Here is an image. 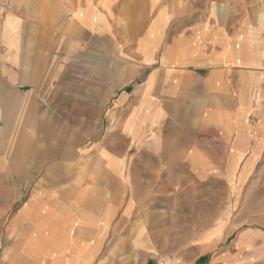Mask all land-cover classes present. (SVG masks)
Wrapping results in <instances>:
<instances>
[{"label":"crops","instance_id":"1","mask_svg":"<svg viewBox=\"0 0 264 264\" xmlns=\"http://www.w3.org/2000/svg\"><path fill=\"white\" fill-rule=\"evenodd\" d=\"M63 2L0 24V264H256L262 9Z\"/></svg>","mask_w":264,"mask_h":264},{"label":"rangeland","instance_id":"2","mask_svg":"<svg viewBox=\"0 0 264 264\" xmlns=\"http://www.w3.org/2000/svg\"><path fill=\"white\" fill-rule=\"evenodd\" d=\"M64 0H0V24L5 21V26L11 22H19V18L14 17L11 12H16L22 20L32 21L35 23H47L52 21V16L60 11L57 6L63 5ZM173 3V0H167ZM209 2L215 5H245L247 8L260 7L262 9L261 16L264 19V0H181L182 6L187 4H203ZM5 14H8L5 18ZM4 19V20H3ZM245 195L251 198L254 195L261 200L262 214H264V189L257 190H244ZM244 196V194L242 195ZM249 198V197H247ZM249 207V206H248ZM253 208V205L250 207ZM237 212L234 211L233 215ZM235 240V236L230 237L229 246L232 247V243ZM261 251L257 255L258 261L256 264H264V229L261 230Z\"/></svg>","mask_w":264,"mask_h":264},{"label":"built area","instance_id":"3","mask_svg":"<svg viewBox=\"0 0 264 264\" xmlns=\"http://www.w3.org/2000/svg\"><path fill=\"white\" fill-rule=\"evenodd\" d=\"M158 264H171V263L167 260H160Z\"/></svg>","mask_w":264,"mask_h":264}]
</instances>
